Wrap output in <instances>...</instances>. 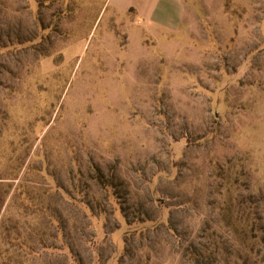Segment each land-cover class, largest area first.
<instances>
[{
	"label": "rangeland",
	"instance_id": "374dc122",
	"mask_svg": "<svg viewBox=\"0 0 264 264\" xmlns=\"http://www.w3.org/2000/svg\"><path fill=\"white\" fill-rule=\"evenodd\" d=\"M226 2L168 51L0 0V264H264V0Z\"/></svg>",
	"mask_w": 264,
	"mask_h": 264
},
{
	"label": "crops",
	"instance_id": "0c3cea01",
	"mask_svg": "<svg viewBox=\"0 0 264 264\" xmlns=\"http://www.w3.org/2000/svg\"><path fill=\"white\" fill-rule=\"evenodd\" d=\"M103 1V6L113 9L114 20L125 27L120 32L126 37L125 45L129 46L133 40L144 45L150 41L168 51L171 49L170 42L176 41L173 38L183 34V29L192 25L197 10L195 6H227L226 0ZM170 56L176 57L174 53Z\"/></svg>",
	"mask_w": 264,
	"mask_h": 264
}]
</instances>
